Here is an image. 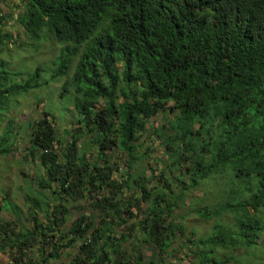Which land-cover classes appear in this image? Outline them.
Listing matches in <instances>:
<instances>
[{
	"label": "trees",
	"instance_id": "16d2710c",
	"mask_svg": "<svg viewBox=\"0 0 264 264\" xmlns=\"http://www.w3.org/2000/svg\"><path fill=\"white\" fill-rule=\"evenodd\" d=\"M23 39L58 53L32 71L0 58V156L22 141L16 99L49 83L65 81L77 135L62 143L50 105L21 123L38 168L25 212L2 192L6 264H250L264 252V0H0V53ZM189 213L213 223L208 235Z\"/></svg>",
	"mask_w": 264,
	"mask_h": 264
},
{
	"label": "rangeland",
	"instance_id": "374dc122",
	"mask_svg": "<svg viewBox=\"0 0 264 264\" xmlns=\"http://www.w3.org/2000/svg\"><path fill=\"white\" fill-rule=\"evenodd\" d=\"M2 10L6 11L7 8L3 7ZM3 30L9 33L11 32V26L8 28H4ZM23 41V43L27 44L28 48L16 50L11 46H7L4 42L5 45L1 47L0 53L1 59L8 62L10 61V63L12 61V67L21 69V71H32L36 66L48 67L58 53V50H55L53 48L52 43L48 42L38 44L27 39H23ZM34 47H36L35 50H33ZM64 82V80H61L58 83H49V85L40 89L41 91L36 93V97H34L33 93H29L26 97H20L16 99L12 106V110L10 108L8 116L16 118L15 132L17 134L21 133L20 137L22 141L20 140L19 145H15V147L11 148L9 154L0 156V204L4 196V193L2 192L7 191L9 192L10 200L14 202L16 206L22 208L23 212H25V209L23 207V196L27 192V183L34 182L35 173L37 172L38 167L36 166V164L29 159H26L27 142L24 141L25 137L23 130L21 131V123H25L30 120H39L42 116L43 109L46 106L50 105V112L54 116V127L62 143L68 144L69 142H71L70 134H72L71 137L73 135H77V127H74L72 125V105L68 104L66 101L64 102L58 99L60 94L64 95V92H62L61 89V87L64 85ZM152 122V125H157L159 123V116L153 118ZM5 124L6 118L4 117L3 119H0V136L5 127ZM77 139H79V143L77 144L78 148L83 149L89 159L95 158L96 152L92 149L87 153L86 147L88 146L89 141L86 138H79L78 136ZM157 145V141H154L153 145L149 144V146L152 147L151 152L149 150V154H151L150 157L155 156L159 158L162 155V151L158 148ZM142 151L143 150L139 149L138 152ZM112 163H116L121 169H123L124 167L123 162H121V160L119 159V155L115 154V156H113ZM31 185L33 186V188L36 187L35 183H32ZM200 197H202L201 193H195L194 198H197L198 200ZM188 203L189 200L187 201L186 205ZM89 212L90 210L87 209V207L84 205L80 208L72 209L70 212L71 221L75 220L77 217L83 214L88 215ZM9 216L13 217L12 214L10 215L7 212L0 213V217L2 219H8ZM221 220L229 222L231 221V217L224 216ZM185 224L188 229H193L195 232H197L198 236L208 235V230L213 226L212 222H209L208 224L202 223L190 213L185 220ZM124 248H127V245H124ZM261 248H264L263 245H261ZM143 250L145 260H153V257L151 256L152 252L150 251L151 249L144 246ZM67 252H64L61 255L62 258H66V256H68ZM257 253L258 255L254 258V261H252L253 259H249V256L248 261L250 264H264L263 250L260 249L257 251ZM8 261V255L0 253V264H6L8 263ZM176 261L179 264H190L189 257H184V255H180L179 259H177ZM49 264H54V262L50 261Z\"/></svg>",
	"mask_w": 264,
	"mask_h": 264
}]
</instances>
